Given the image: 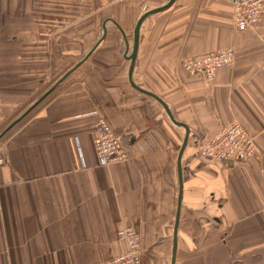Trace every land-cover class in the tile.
Segmentation results:
<instances>
[{"label":"crops","instance_id":"0c3cea01","mask_svg":"<svg viewBox=\"0 0 264 264\" xmlns=\"http://www.w3.org/2000/svg\"><path fill=\"white\" fill-rule=\"evenodd\" d=\"M168 1L0 0V128L53 88L0 142V264H101L125 251L122 228L142 264H171L186 130L131 86L127 59L138 19ZM231 1L175 0L139 30L132 83L188 131L175 264H264V24L235 30ZM226 48L212 83L181 67ZM98 116L126 160L99 165ZM232 122L253 158L203 159Z\"/></svg>","mask_w":264,"mask_h":264},{"label":"built area","instance_id":"2783aa9c","mask_svg":"<svg viewBox=\"0 0 264 264\" xmlns=\"http://www.w3.org/2000/svg\"><path fill=\"white\" fill-rule=\"evenodd\" d=\"M231 5L235 30L253 31L264 24V0H232ZM234 63L235 51L226 48L202 57L186 58L182 60L181 67L190 77L202 76L212 83L219 68L232 67ZM92 142L101 167L127 159L126 150L104 117L98 116L94 123ZM256 151L254 137L240 123L232 122L201 147L200 155L207 161L233 165L248 162ZM5 164L6 160L0 153V168ZM118 238L124 244L125 251L101 264H142L139 234L130 228H122Z\"/></svg>","mask_w":264,"mask_h":264},{"label":"water","instance_id":"95a60500","mask_svg":"<svg viewBox=\"0 0 264 264\" xmlns=\"http://www.w3.org/2000/svg\"><path fill=\"white\" fill-rule=\"evenodd\" d=\"M175 0H169L168 3L166 5H164L161 8L155 9V10H151L146 12L145 14H143L138 21L135 24L134 27V31H133V42H132V51L130 56L127 58L130 61V67H129V80H130V84L131 86L138 90L139 92H142L152 98H154L158 103H160L166 114L168 115L169 119L176 125L179 127H183L186 130V139L184 140L181 150L179 152V156H178V161H177V167H178V181H179V191H178V198H177V206H176V213H175V222H174V229H173V245H172V254H171V264H175V256H176V249H177V230H178V223H179V215H180V208H181V200H182V179H181V168H180V162H181V157L185 148V145L187 143V136H188V131L186 129V127L182 124L176 123L174 121V119L172 118L170 112L168 111L167 107L164 105V103L158 99L157 97L146 93L138 88H136V86L132 83L131 80V76H132V71H133V66H134V61H135V57H136V53H137V47H138V39H139V30L140 27L142 25V23L145 21L146 18H148L149 16H152L154 14L160 13L162 11L167 10L169 7L172 6V4L174 3ZM53 88H51L47 93H45L42 97H40L32 106H30L20 117H18L16 120H14L12 123H10L0 134V138L1 136H3L8 130H10L11 128H13V126H15V124H17L31 109H33L37 104H39L45 97L46 95L52 91Z\"/></svg>","mask_w":264,"mask_h":264},{"label":"trees","instance_id":"16d2710c","mask_svg":"<svg viewBox=\"0 0 264 264\" xmlns=\"http://www.w3.org/2000/svg\"><path fill=\"white\" fill-rule=\"evenodd\" d=\"M47 91V87L46 88H43L41 91H39V93L36 95V98L37 97H40L41 95H43L45 92ZM43 101H44V99H43ZM42 102H40L39 104H41ZM39 104H37L33 109H31L17 124H15V126H13V128H15L19 123H21L24 119H26L29 115H30V113L39 105ZM20 114V112L19 113H17V114H15L12 118H11V120L9 121V122H7L5 125H4V127H1L0 128V134H1V131L12 121V120H14V119H16L17 117H18V115ZM13 128H11V129H13ZM11 129L10 130H8L3 136H1V138H0V142L6 137V135L11 131ZM143 259V258H142Z\"/></svg>","mask_w":264,"mask_h":264},{"label":"rangeland","instance_id":"374dc122","mask_svg":"<svg viewBox=\"0 0 264 264\" xmlns=\"http://www.w3.org/2000/svg\"><path fill=\"white\" fill-rule=\"evenodd\" d=\"M229 49V48H228ZM231 49V48H230Z\"/></svg>","mask_w":264,"mask_h":264}]
</instances>
